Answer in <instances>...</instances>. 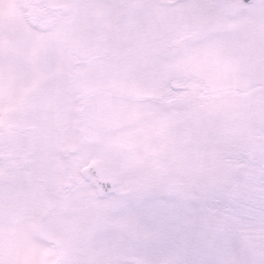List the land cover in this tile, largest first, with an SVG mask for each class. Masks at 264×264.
I'll return each instance as SVG.
<instances>
[{"label":"snow or ice","instance_id":"snow-or-ice-1","mask_svg":"<svg viewBox=\"0 0 264 264\" xmlns=\"http://www.w3.org/2000/svg\"><path fill=\"white\" fill-rule=\"evenodd\" d=\"M0 264H264V0H0Z\"/></svg>","mask_w":264,"mask_h":264}]
</instances>
